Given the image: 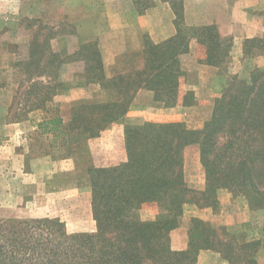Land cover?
I'll list each match as a JSON object with an SVG mask.
<instances>
[{"label": "trees", "instance_id": "16d2710c", "mask_svg": "<svg viewBox=\"0 0 264 264\" xmlns=\"http://www.w3.org/2000/svg\"><path fill=\"white\" fill-rule=\"evenodd\" d=\"M173 5L177 35L159 43L145 36L142 51L129 57L131 68L125 73L107 77L97 42L82 46L93 73L87 80L100 83L107 99L75 105L68 122L59 106L46 108L37 123L40 135L53 137L55 149L67 151L64 157L75 159L77 167L84 163L97 230L68 233L56 217L1 220L0 264H197L204 249L220 252L230 264L241 259L240 264H257L249 240L241 259L232 256L218 235L225 226L191 217L188 246L182 250L172 247L171 231L181 225L186 204L216 208L220 189L244 195L251 209L264 208V68H255L249 80L232 77L200 130L183 122L127 124V159L111 166L94 165L87 148L90 139L123 119L140 88L153 90L167 107L179 103V57L189 50L191 36L207 47L206 63L219 65V55L228 54L232 37L221 36L216 25H186L182 2ZM192 99L193 92L187 91L183 103ZM194 143L206 175L203 191L191 188L185 178L184 150ZM197 192L203 196L200 203L193 195ZM146 202L159 206L156 219L139 216Z\"/></svg>", "mask_w": 264, "mask_h": 264}, {"label": "rangeland", "instance_id": "374dc122", "mask_svg": "<svg viewBox=\"0 0 264 264\" xmlns=\"http://www.w3.org/2000/svg\"><path fill=\"white\" fill-rule=\"evenodd\" d=\"M101 2L0 0V221L56 217L65 223L68 233L97 230L93 216L92 188L83 170L84 163L77 167L75 159L64 157L67 151L55 149L52 136L40 135L37 123L44 116L46 108L59 106L60 113L68 122L75 105L107 99V91L100 83L88 82L87 77L93 73L89 70L90 64L86 62L85 49L81 50L82 46L90 43L85 40L93 31L106 28L110 21H116L101 17ZM144 39L145 35L143 44ZM196 43L204 48L198 52L204 53L206 59L207 47L193 36L189 38V50L180 56L194 51ZM247 47L250 54L264 55V37L259 41L247 42ZM218 58L223 73L213 87L217 94L214 103L222 96L231 78L238 77L227 72L229 52ZM130 68L128 63L112 67V76L125 73ZM250 77L238 78L249 80ZM188 91L193 92L194 100L195 92L191 89ZM123 120L124 117L119 122ZM90 141L87 148L92 163L101 166L104 160L100 146L90 144ZM45 156H49L50 160L38 159ZM190 167L195 173L199 169L201 171L202 167L205 173L201 158L200 167L193 159ZM187 183L196 191L204 190L194 188L192 184L195 182ZM223 191L231 193L239 204L244 202L251 209L244 195H235L227 189L219 190V205L216 208L202 207L197 203L186 204L181 225L171 231V245L174 249L187 248L190 218L198 217L195 216L197 208H210L214 214L221 211L219 196ZM193 195L199 203L203 201L200 192ZM149 203H144L138 211L141 219L146 221L156 219L160 213L159 206ZM251 210L258 214L249 224L226 225L198 218L213 227H226V231L218 228V235L228 248L231 247L232 256L236 259H241L239 256L247 251L246 240L253 243L248 251L259 264V257L264 254V236L260 237L254 231L258 223L264 221V208ZM93 223L96 225L94 231L83 230L93 228ZM240 261L234 260L236 264H240Z\"/></svg>", "mask_w": 264, "mask_h": 264}, {"label": "crops", "instance_id": "0c3cea01", "mask_svg": "<svg viewBox=\"0 0 264 264\" xmlns=\"http://www.w3.org/2000/svg\"><path fill=\"white\" fill-rule=\"evenodd\" d=\"M174 1L102 0L101 17L116 21H110L106 28L93 31L85 42H97L108 77L114 74L112 67L127 64L133 53L142 51L143 35L155 43L177 35V12L173 5ZM179 1L183 5L186 25L191 27L216 25L221 36L233 38L229 61L226 63L229 74L250 77L255 67H264V55L250 54L247 47V41L255 39L259 41L264 37V0ZM95 16L99 17V14L95 13ZM199 49L204 50L196 43L195 52L191 51L180 56L183 75L177 105L167 107L164 102L156 99L153 90L140 88L135 93L132 107L125 114L124 120L112 124L102 131L100 136L91 139L90 144L100 146L104 160L101 165H117L127 159L125 147L127 124H142L146 121L183 122L191 129L200 130L211 118L214 98L217 95L213 87L219 81L218 77H221L223 69L220 65L206 63L204 53L199 54ZM97 87L100 88L99 85ZM189 89L195 92V99L190 104H184L183 98ZM184 157L186 180L195 182L192 184L194 188L205 189L206 177L203 168L195 173L190 167L192 159L200 167L199 144L186 146ZM49 158L45 156L38 159L47 161L50 160ZM219 199L221 211L218 214H214L210 208H197L195 216L213 223L234 225L249 224L258 214L244 202L239 204L229 192H221ZM95 226L83 230L94 231ZM255 229V234L263 237L264 221H260ZM263 256L264 254L259 257V264H264ZM197 264H230V262L220 252L204 249L198 255Z\"/></svg>", "mask_w": 264, "mask_h": 264}]
</instances>
